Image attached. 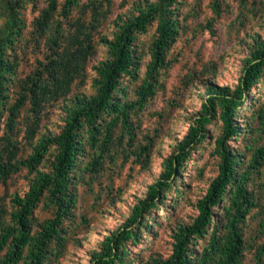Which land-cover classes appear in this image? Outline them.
Listing matches in <instances>:
<instances>
[{
    "label": "trees",
    "instance_id": "16d2710c",
    "mask_svg": "<svg viewBox=\"0 0 264 264\" xmlns=\"http://www.w3.org/2000/svg\"><path fill=\"white\" fill-rule=\"evenodd\" d=\"M39 1L0 3L4 17L0 26V120L5 117L0 135V183L23 168L32 174L27 189L12 194L9 205L0 197V264H46L49 256L60 254L74 217L75 180L84 174L92 179L120 157L141 168L148 166L152 137L138 141L135 129L141 111L160 86V74L172 63L168 52L182 27L181 0H137L128 14L118 13L113 20L109 19L113 0H46L43 7ZM210 4L219 15L221 1ZM28 6L37 13L27 28L23 11ZM252 12L253 7H246L238 18L243 21ZM106 21L112 22L110 36L101 32ZM154 22L144 61L139 35ZM20 41L25 45L18 46ZM97 44L106 47V55L92 65L94 92L75 93L64 107L59 131L41 132L44 108L68 99L73 87L85 84ZM27 49L41 58L25 76L17 77L16 69ZM263 72L264 38L256 35L238 82L233 87L206 86L207 97L163 159L158 179L131 207L122 225L91 251L89 264H131L127 244L150 230L152 213L171 187L181 193L177 177L191 152L209 138L207 125L213 120L221 125L212 142L217 173L196 200L191 222L173 228L169 255H151L144 264H244V250L249 249L245 231L250 222L255 220L259 235L264 234V140L245 145L243 152L230 147L228 141L238 136V111L253 103L250 92ZM20 123L22 138L31 148L27 156L20 153ZM40 203L51 213L41 222L33 216ZM253 255L255 264H264V240L254 245Z\"/></svg>",
    "mask_w": 264,
    "mask_h": 264
},
{
    "label": "rangeland",
    "instance_id": "374dc122",
    "mask_svg": "<svg viewBox=\"0 0 264 264\" xmlns=\"http://www.w3.org/2000/svg\"><path fill=\"white\" fill-rule=\"evenodd\" d=\"M134 1L137 0H113V13L109 19L113 20L118 13L128 14ZM210 1L181 0L179 5L182 27L168 52L172 63L160 74V86L141 111L139 126L135 129L138 141L144 143L147 136L152 137L149 141L151 157L148 166L141 168L131 159L122 161L120 157L109 163L108 168L96 177L90 179L84 174L83 179L75 180L77 201L69 225L68 241L59 255L49 256L46 264H89L91 251L99 246L105 235L122 225L131 207L145 196L149 184L158 179L163 159L185 134L207 97L206 86L212 83L233 87L238 82L252 37L259 35L264 38V0H220L219 15L212 11ZM45 5L46 0L39 1V7ZM246 7H253L254 12L241 21L238 14L241 10L244 12ZM36 13L30 6L23 11L27 28ZM3 20L0 13V26ZM111 23L106 21L101 32L110 36L113 28ZM154 29L155 22L147 32L139 35V48L144 61L148 59L147 49L154 36ZM20 44L25 45V42L20 41L17 45ZM105 55L106 47L97 44L96 53L87 65L88 78L85 84L73 87L66 96L68 99H59L44 108L39 127L41 132L59 131L65 115L64 107L75 93L88 95L94 92L91 85L92 65ZM37 58H41L39 53L27 49L16 69L17 77L30 72ZM249 98L253 101L250 107L244 106L238 111L240 132L228 141L230 147L242 152L245 145L254 140H264V126L261 125L264 121V72L261 80L252 88ZM259 114L262 118L257 117ZM4 119L2 117L0 120V135ZM220 126L218 120L208 124L209 138L191 152L176 180L181 193L178 194L171 187L162 205L152 213L153 220L148 222L150 230L139 233L136 242L127 244L131 264H144L151 255H169L175 225L190 223L196 215L195 202L204 194L210 180L217 173L218 158L213 153L212 142L219 134ZM19 127L18 139L23 142L20 153L27 156L31 148L22 138L24 126L20 123ZM46 158L44 168L48 167L51 154ZM30 175L23 168L5 183H0L3 202L9 205L12 194H22L28 187ZM33 216L41 222L51 217V213L40 203L34 209ZM257 226L253 220L245 231L249 249L244 250V264H255L254 245L264 240V234L259 235Z\"/></svg>",
    "mask_w": 264,
    "mask_h": 264
}]
</instances>
